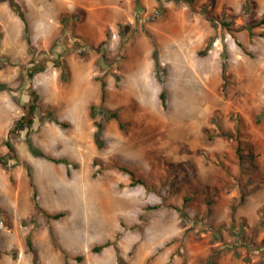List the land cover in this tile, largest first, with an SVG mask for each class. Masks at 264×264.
Masks as SVG:
<instances>
[{
    "label": "rangeland",
    "instance_id": "obj_1",
    "mask_svg": "<svg viewBox=\"0 0 264 264\" xmlns=\"http://www.w3.org/2000/svg\"><path fill=\"white\" fill-rule=\"evenodd\" d=\"M15 1L32 50L0 0V264H264V0Z\"/></svg>",
    "mask_w": 264,
    "mask_h": 264
},
{
    "label": "trees",
    "instance_id": "obj_2",
    "mask_svg": "<svg viewBox=\"0 0 264 264\" xmlns=\"http://www.w3.org/2000/svg\"><path fill=\"white\" fill-rule=\"evenodd\" d=\"M185 1L187 3H190V4L194 3V0H185ZM10 4H11L12 9L21 18L23 23H25V37H26L27 42L30 46V50H32V43H31V40L29 37V27L27 24V19H26L25 13L23 12L21 6L15 0H10ZM222 24L226 28L230 29L229 23L222 22ZM261 24L264 25V20H262ZM252 33H253V31L250 28V34L252 35ZM54 67H56V68L60 67L64 71H66L68 69L64 62H56L54 64ZM46 69H47V66L43 63L35 65L29 73V78L32 79L35 75L45 72ZM102 88H103L102 101H104V99L106 97V83L102 82ZM4 90H5V87L0 86V92H2ZM160 99L162 101L163 106L165 107L166 106V93H165V91L161 92ZM40 109H41L40 96L36 91L31 90L30 101L28 102V105L24 109L23 115L20 118H18L17 120H15L13 127L9 131V138H12L14 140L18 139L20 137L21 132L26 131V130H30L36 122L37 113ZM91 118L93 120L96 119V107L95 106L91 107ZM110 119H118L117 113L110 112L107 120H110ZM95 126L97 128V132L95 134V140L100 145L101 136L103 133V124L99 123V122H95ZM5 146L9 149V151L11 153L14 152V146H13L12 142H10V141L5 142ZM30 148H31L33 153L38 155L37 150L31 144H30ZM237 151L239 152V159L241 161H243V156L241 155V148L239 147ZM5 159H6V161L3 158H0V163H2L4 166L8 165L9 160H14L13 158H8V156ZM53 161L57 164L62 163V164L68 165V162L66 160H53ZM116 168L120 171H123L125 173L130 174L133 177V179H135L134 174H132L131 170H129L128 168H125L123 166H116ZM28 171H29V176L32 177L30 167H28ZM136 183L141 184V185H146L145 182L141 179H136ZM186 201H189V199H186ZM37 211L42 212V210L39 208L38 205H37ZM47 217H49L50 219H53V220H59L62 217H64V214L48 215ZM27 244H28L29 248L32 250L33 248H32V242H31L30 237H28V239H27ZM111 245H112V242L109 241V242L105 243L104 245L94 247L93 252L100 253L104 249L110 247ZM263 247H264V245H263ZM79 260H81V258H79ZM119 262H120V264H123L121 259Z\"/></svg>",
    "mask_w": 264,
    "mask_h": 264
}]
</instances>
